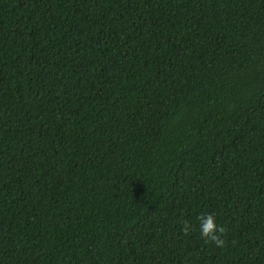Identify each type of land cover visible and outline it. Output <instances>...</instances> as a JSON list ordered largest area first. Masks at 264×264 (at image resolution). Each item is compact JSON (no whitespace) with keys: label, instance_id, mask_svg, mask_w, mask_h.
I'll return each mask as SVG.
<instances>
[{"label":"trees","instance_id":"trees-1","mask_svg":"<svg viewBox=\"0 0 264 264\" xmlns=\"http://www.w3.org/2000/svg\"><path fill=\"white\" fill-rule=\"evenodd\" d=\"M0 264H264V0H0Z\"/></svg>","mask_w":264,"mask_h":264},{"label":"clouds","instance_id":"clouds-1","mask_svg":"<svg viewBox=\"0 0 264 264\" xmlns=\"http://www.w3.org/2000/svg\"><path fill=\"white\" fill-rule=\"evenodd\" d=\"M198 220L200 236L206 241L222 246L224 240L221 238V234L224 233L225 229L217 223L215 216L212 213L205 212L198 216ZM183 230L185 232L191 230V225L188 221H184Z\"/></svg>","mask_w":264,"mask_h":264}]
</instances>
